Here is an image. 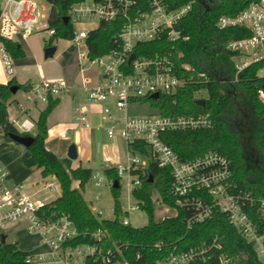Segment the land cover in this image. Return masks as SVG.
I'll use <instances>...</instances> for the list:
<instances>
[{"label": "built area", "instance_id": "built-area-1", "mask_svg": "<svg viewBox=\"0 0 264 264\" xmlns=\"http://www.w3.org/2000/svg\"><path fill=\"white\" fill-rule=\"evenodd\" d=\"M63 3L67 5L64 18L74 27L70 40L86 46L80 59L88 58L92 64L101 67L95 84H91L87 77L82 78L79 88L86 92V98L74 109L75 125L92 127L88 116L90 107L95 103H106L102 110L106 124L102 123L98 128L105 129L109 138L118 136L124 139L127 146L126 161L115 167L120 186L121 179H127L128 191L135 202L127 205L119 201L118 208L114 207L115 217L104 218V212L99 211V219L113 220L118 217L123 225L133 226L129 220L130 214L145 210L144 201L135 197L134 190L143 184L144 168L150 163H157L169 167L173 177L171 193L175 205L166 203L157 188L152 192L155 207L158 203L164 208L162 219L187 210V223L191 227L213 218L219 212L224 213L246 240L254 245L259 260L264 264V228L255 219V214L264 219V196L238 188L232 161L225 154L208 151L194 158L183 159L165 141L164 136L168 132L210 128L213 118L209 113H163L162 104L155 102L162 96H172L186 84L185 78L177 71L174 50L154 56L137 55L135 52L140 43L162 38L170 42L187 40L189 36L183 34L179 26L192 9L191 4L170 8L164 0H150L148 8L141 9L137 7L136 0H0V36L12 40L18 34L27 37L37 31V24L43 21L48 22L50 37L55 36L57 28L52 26V22L57 19L60 4ZM119 18L123 22L115 36V46L107 53L91 58L86 38L92 29L77 30L75 23L96 19L100 24ZM217 25L220 28L243 27L249 31L248 36L231 40L226 46L228 50L237 52L234 57L237 72L264 60V0L252 1L236 15H222ZM0 54L7 71L13 74L12 57L2 43ZM182 66L190 69L186 64ZM200 77H205V74L200 73ZM70 88L63 79H45L30 86L25 96L31 103L48 101L50 97L59 96ZM259 92L264 101L263 91ZM155 93L159 94L158 98L153 97ZM145 102H150L156 113H130L131 106ZM26 109L23 105V110ZM13 124L21 133H29L36 127L30 118L16 117ZM69 135L68 131L61 133L62 138ZM7 179V172L0 168V228L23 222L30 232L40 235L46 246L42 252L30 253L27 264H130L125 254L128 245L111 240L108 228L98 227L82 232L67 214L48 216L43 210L48 202L35 199L22 182L8 183ZM98 179L99 183L104 180L103 177ZM46 187L55 190L53 183H46ZM155 191L158 195H155ZM156 246L161 250L164 242L159 241ZM222 247L219 237L215 236L198 248L170 251L154 264L205 263L211 259V249ZM219 261L220 264L232 263L231 257L225 254L220 255Z\"/></svg>", "mask_w": 264, "mask_h": 264}, {"label": "trees", "instance_id": "trees-1", "mask_svg": "<svg viewBox=\"0 0 264 264\" xmlns=\"http://www.w3.org/2000/svg\"><path fill=\"white\" fill-rule=\"evenodd\" d=\"M149 1L136 0L137 7L146 9ZM164 1L170 8L191 4L192 9L179 26L189 38L175 42L162 38L140 43L135 52L137 55L154 56L174 50L177 71L185 78L186 84L172 96H162L155 104H162L163 113L166 114L209 113L214 121L210 128L168 132L164 136L165 141L183 159L194 158L208 151L225 154L232 161L238 188L264 196V170L261 166L264 161V101L259 92L262 90L264 93V77L259 75L260 69L264 67V60L237 72L234 60L237 52L228 50L226 46L231 40L248 36L249 31L243 27L220 28L217 25L222 15H236L254 0ZM66 14L67 5L60 4L58 17L52 22L57 33L50 37L46 47L55 45V40L59 38L73 37L74 27L71 22H66ZM122 22L120 18L114 22L102 21L89 32L86 45L91 58L101 56L115 46V36L120 31ZM0 43L5 46L12 59L26 55L19 41L0 36ZM184 64L190 66V69L184 68ZM200 73H204L205 77L201 78ZM13 85L24 88L14 77L8 83L0 82V132L5 138H8L9 132H20L9 119L8 101L13 96ZM203 90L207 97H197L196 94ZM199 99H204L206 104H199ZM58 103V98L50 97L46 108L40 113L35 131L28 133L34 137V142L28 147L30 156L25 161L28 167L40 168L43 177L54 175L60 183V196L43 207L48 216L67 214L82 232L98 227L108 228L111 240H119L128 245L125 254L130 264H154L170 251L198 248L215 236L219 237L223 247L211 249V259L208 262L194 264H220L219 257L222 254L231 257V264H263L254 245L246 240L224 213L219 212L213 218L191 227L187 223V210L156 220L153 189H158L166 203L175 205L171 193L172 171L157 163H150L144 168L143 184L134 190L135 197L144 201L143 207L149 215L148 223L134 227L123 225L118 217L100 220L83 194L86 184L93 177V169L83 165L73 168L72 159L60 157L46 147L48 117ZM106 172L112 178V188L117 197L121 186L113 187L114 180L119 178L116 167H107ZM148 176L153 178L152 183ZM74 181H79V187L73 185ZM118 205L119 201H116V208ZM117 212L120 214L119 210ZM255 219L263 229L264 219L256 214ZM1 239L0 264H27L30 252L21 250L16 242H2ZM159 241L164 242L161 250L156 246Z\"/></svg>", "mask_w": 264, "mask_h": 264}, {"label": "rangeland", "instance_id": "rangeland-1", "mask_svg": "<svg viewBox=\"0 0 264 264\" xmlns=\"http://www.w3.org/2000/svg\"><path fill=\"white\" fill-rule=\"evenodd\" d=\"M99 21L96 19H85L81 22L75 23L77 30L82 29H95L98 27ZM48 22L43 21L42 24H37L33 34L25 37L22 34L15 36L16 40L23 45L26 55L23 58H19L21 63L26 66V71L22 75H26L32 80H56L63 79L67 83L76 81L74 88L70 89L68 93L63 94V101L60 108L55 112L53 122L58 124L65 122V124H75V113L73 108H76L84 100L79 101L80 95L86 94V92L80 89L81 80L83 77L90 79L91 83H95L97 76L101 73V67L98 64H92L91 61L86 58L81 60L80 54L86 51L85 44L77 45L72 40L66 38H59L55 40L54 44L57 46V50L52 57L45 58V48L50 40V34L48 33ZM40 30V31H39ZM42 55L41 60L38 56ZM0 60L2 68L6 74L7 69L0 54ZM18 61L13 63L16 66ZM13 65V67H14ZM5 67V68H4ZM19 73V77H20ZM259 75H264V69L259 72ZM21 91V90H20ZM22 94V92L20 93ZM197 97H207L206 91H201L196 94ZM69 97L70 99H68ZM111 106L113 105L110 102ZM105 103H95L90 107L88 115L92 127L90 129L83 128L84 126L77 124L76 130H74L67 139H56V148L58 151H63L67 146V149L72 143H77V137H80V145L78 146L79 158L75 160V163H79L80 159L85 167H91L93 169V177L86 184L83 194L85 200L88 202L92 210L97 214L99 211H103L104 218H113L114 207L116 201H120L125 204L134 203L135 198L130 195L127 186V179H121V189L116 197L112 188V178L106 172V168L110 166H117L120 163L126 161L127 146L125 140L116 136L109 138L105 129L98 128L103 122L102 110ZM116 109V108H114ZM130 113L134 115H145L156 113V109L151 106L150 102L138 104L130 107ZM68 128H65V130ZM1 143L9 142L4 137V134L0 135ZM13 146L19 147L23 150L21 145L12 143ZM63 153V152H62ZM0 154L6 155L5 149H2ZM264 160V155H263ZM264 170V161L261 163ZM31 180L25 181L24 187L28 193V187H31L35 192V196L31 194L35 199L48 202L55 195L60 194V183L54 175H49L42 178L38 172L32 174ZM99 177H103L104 180L99 183ZM46 183H53L55 190L46 187ZM28 186V187H27ZM39 189V190H38ZM158 195L157 191L154 192ZM165 214L164 208L160 204H156L155 207V219L161 220ZM129 220L133 226L141 227L145 226L149 221V215L145 210L134 211L130 214ZM17 223V222H15ZM10 223V224H15ZM9 235V240L16 234L23 240V245L30 248L33 252L38 253L39 239L37 237L28 236L25 234V226H15L12 230H6ZM1 238V237H0Z\"/></svg>", "mask_w": 264, "mask_h": 264}, {"label": "crops", "instance_id": "crops-1", "mask_svg": "<svg viewBox=\"0 0 264 264\" xmlns=\"http://www.w3.org/2000/svg\"><path fill=\"white\" fill-rule=\"evenodd\" d=\"M14 40H16V38ZM16 41H19V40H16ZM38 58H39V60H41L42 55H39ZM13 60L18 61L16 63V66L13 63ZM19 61H20V59H12V64L14 65V67H13L14 73L10 74L7 71L9 74H6L2 68V64H1V60H0V82L1 83H8L14 77V78H16V81L18 84H22L24 86V88H19V90L15 94H13V96L8 101L9 119H10V121L13 122V119L16 117L19 119L30 118L36 124L37 120L40 116V113L46 108L48 101H37L35 103H31V102H28L26 100V96H25V92L27 90L26 87L30 88V86H32L33 84H37L39 82H37V80H32L31 78H28L25 74L22 75V73H24V71H26V66ZM19 73L21 74L20 77H19ZM82 81L83 80H81V84H82ZM97 81L98 80H95V83ZM95 83H91V84H95ZM68 84L71 86L70 89L74 88L75 85H77L76 81H71ZM81 84H80V86H81ZM70 89H69V91H70ZM69 91L63 92L59 96L54 97V98L59 99V103L53 109V111L50 113V115L48 117L49 133H48V137L45 141L46 147L49 150L56 153L60 157H67L69 148L67 149V146H66L63 149V151H60V150L58 151V149L56 148V145L54 146L53 144H56V139H59V138L60 139H67V138H62L61 133L68 131L71 134L74 130H76L75 129L76 125L72 124V123H69V124L66 123L65 124V122H60L58 124H55L53 122V117H54L55 112L60 108V106L62 104L63 94L68 93ZM21 92H22V94H20ZM67 98L70 99L69 97H67ZM85 98H86V94H83V95H80L78 100L79 101L85 100ZM23 105L27 107L26 110H23ZM74 109L75 108H73V113H74ZM65 128H68V129L65 130ZM83 128L90 129L91 127L90 128L83 127ZM35 129H36V127L31 132L35 131ZM0 135H1V132H0ZM6 140L9 142H6V143L2 142L1 143V141H0V152L2 149H5L7 152L6 155L0 154V168H2L3 170H5L7 172V174H8L7 182L8 183L22 182L23 184H25L26 183L25 181L31 180L32 174H34L36 172H38L42 178H45V177H43L42 172H41L42 170L40 168H38L36 166H33V167L26 166L25 161L30 156V151L28 150L27 147H25L21 144H18L16 142H13V141L9 140L8 138H6ZM76 142L77 143H75V144L78 146L81 144L80 143V137H77ZM12 143H15L17 145H21L23 147V150L19 147L13 146ZM78 152H79V150H78ZM78 158H79V156H78ZM126 158H127V156H126ZM77 159H75V160H77ZM75 160H72V167L73 168H76L80 165H83L81 162V159H80L79 163H75ZM73 185L75 187H79V181H74ZM28 191L35 196L36 191H33V189L31 187H28ZM61 191L62 190L60 188V194H61ZM60 194L55 195L50 201L56 199L58 196H60ZM50 201H48V202H50ZM19 225L25 226V234L26 235H28L29 237L33 236L34 238L37 237V239H39L38 253L46 250V246L43 244L40 235L30 232L27 229L26 224L23 222H19V223H15V224H7L4 227L0 228V237H2V235H5L6 241L16 242V243H18V246L21 250L28 251L30 253H35L30 248L25 247L23 245V240L18 235L15 234L12 237V239L9 240V235L6 233V230H8V229L12 230L15 226L17 227Z\"/></svg>", "mask_w": 264, "mask_h": 264}, {"label": "water", "instance_id": "water-1", "mask_svg": "<svg viewBox=\"0 0 264 264\" xmlns=\"http://www.w3.org/2000/svg\"><path fill=\"white\" fill-rule=\"evenodd\" d=\"M57 50V46L56 45H51V46H47L45 48V58H49V57H52L55 52ZM135 54L132 55L131 58L134 57ZM20 86L19 85H13L11 86V91L13 94H15L18 90H19ZM159 94L158 93H155L153 95L154 98H158ZM199 104H202V105H205L206 104V101L204 99H199L197 101ZM8 138L9 140L13 141V142H16L18 144H21L25 147H30L32 145V143L34 142V137L28 133H20V132H9L8 133ZM79 156V152H78V147L75 143H72L70 146H69V149H68V154H67V157L72 159V160H75L77 159ZM150 181L152 182L153 181V178L150 176ZM119 181L116 179L114 180L113 182V187L114 188H119ZM2 239V242H5L6 241V236L5 235H2L1 237Z\"/></svg>", "mask_w": 264, "mask_h": 264}]
</instances>
